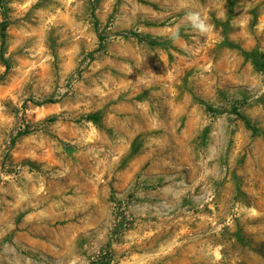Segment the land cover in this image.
<instances>
[{
  "label": "rangeland",
  "instance_id": "obj_1",
  "mask_svg": "<svg viewBox=\"0 0 264 264\" xmlns=\"http://www.w3.org/2000/svg\"><path fill=\"white\" fill-rule=\"evenodd\" d=\"M0 264H264V0H0Z\"/></svg>",
  "mask_w": 264,
  "mask_h": 264
},
{
  "label": "trees",
  "instance_id": "obj_2",
  "mask_svg": "<svg viewBox=\"0 0 264 264\" xmlns=\"http://www.w3.org/2000/svg\"><path fill=\"white\" fill-rule=\"evenodd\" d=\"M5 42H6V26L3 25L1 28V57L3 59V61L5 62V64H7L6 58L4 56V47H5ZM238 114L245 120L247 126H249L253 131L257 132L259 131V128L254 126L252 124V122L246 117L244 116L242 113L238 112ZM24 133H19V135H22Z\"/></svg>",
  "mask_w": 264,
  "mask_h": 264
},
{
  "label": "clouds",
  "instance_id": "obj_3",
  "mask_svg": "<svg viewBox=\"0 0 264 264\" xmlns=\"http://www.w3.org/2000/svg\"><path fill=\"white\" fill-rule=\"evenodd\" d=\"M200 27H202V25H199Z\"/></svg>",
  "mask_w": 264,
  "mask_h": 264
}]
</instances>
